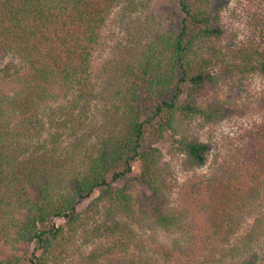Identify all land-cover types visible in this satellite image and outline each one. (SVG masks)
<instances>
[{
  "label": "trees",
  "instance_id": "16d2710c",
  "mask_svg": "<svg viewBox=\"0 0 264 264\" xmlns=\"http://www.w3.org/2000/svg\"><path fill=\"white\" fill-rule=\"evenodd\" d=\"M135 1L0 0V63H19L0 67V264L62 263L81 233L109 241L85 264L132 249L157 264H264L253 230L244 245L231 243L264 200V95L261 120L183 188L179 204L170 202L160 170L167 136L190 169L206 166L213 147L192 123L236 111L205 105V94L227 76L264 74V45L224 44L229 0H178L180 24L166 19L161 0ZM126 4L141 14H130L125 39L93 70L104 27ZM261 23L264 38V16ZM96 100L114 107L103 114L110 125L88 131ZM54 105L60 111L48 120ZM136 164L152 208L136 207L117 185ZM100 207L106 216L86 217ZM150 218L152 228L176 234L142 239L133 224Z\"/></svg>",
  "mask_w": 264,
  "mask_h": 264
},
{
  "label": "rangeland",
  "instance_id": "374dc122",
  "mask_svg": "<svg viewBox=\"0 0 264 264\" xmlns=\"http://www.w3.org/2000/svg\"><path fill=\"white\" fill-rule=\"evenodd\" d=\"M161 1L163 2L162 11L165 13L166 19L180 24L182 16L179 10L178 0ZM134 7L129 4L123 5V7L118 6L111 14L110 19H108L103 29L101 43L93 54V70L99 69L106 62V59L110 57L114 47L125 39L126 20L129 19L130 14L133 16L141 14ZM263 16L264 0H229L223 12L222 22L226 30L224 44H232L238 48L251 43L264 45V38L261 31ZM9 61L11 62L10 58L5 59L0 63V67L9 63ZM10 65L16 68L19 67L17 60L12 61ZM227 77V81L221 79L215 86L209 87L204 97V104L215 102H219L220 104L225 103L227 107H230V109L236 112L233 111V114L226 118L215 119L211 122L205 121L203 122L204 124L198 120L192 123L191 126L192 132L195 133L198 131L199 136L204 141H209L212 144L213 149L206 166L190 169L185 165L184 155L169 145L168 141L170 140V136H167L160 143V170L169 185L168 195L173 205L181 202V191L188 183L198 180L202 173L208 171L216 156L226 154L232 141L236 140L258 120H261L262 111L259 110L258 101L264 95V74L255 71L245 75H231ZM167 93V100H170L173 93H175V88L169 89ZM90 107L91 109L86 113L90 120V125L87 126L88 131L93 126H100L97 130H103L107 125H110L108 122L104 123L103 119V114L106 109L110 111L114 109L109 102L106 103L103 100H96ZM53 111L59 113L60 107L54 105L46 111L45 116L48 120L50 119V115L54 114ZM115 128L117 129V127ZM67 137L68 133L60 139L63 142L62 145H66L65 140ZM59 143L61 144V142ZM133 169V172L122 178L117 185L124 188L136 207L142 205L152 208L147 196V190L143 187L140 178L139 164H136ZM92 201L93 198L86 200L83 208L89 207ZM104 216H106V212L103 207H100L90 209L86 217L101 219ZM150 220L151 218L146 223L133 224L138 236L142 237V239L146 240V238L155 234H158L161 238L168 239L176 234V232L169 233L156 226L152 228ZM63 221L64 219H58L57 223H63ZM252 230L254 231V237L257 242L255 248L259 251L260 257L262 258L261 261L264 263V200L259 203L254 216L247 218L240 230L232 238L231 243H236L238 246L244 245L249 239L248 234ZM83 235L81 233L80 236L73 240L66 254L62 256V263L59 264H85L83 259L91 254V251L97 250L100 246L109 243L108 239L105 238H85ZM3 245V239L0 236V251L3 250ZM102 258L104 257L102 256L100 260H103ZM143 260H150L152 264L158 263L150 253L137 249H132L128 253L121 255L116 261L110 262L108 259L103 261H105V264H116L115 262H122V264H140Z\"/></svg>",
  "mask_w": 264,
  "mask_h": 264
}]
</instances>
